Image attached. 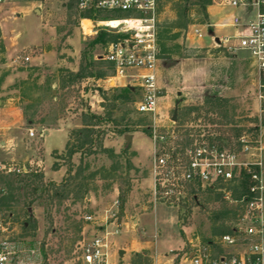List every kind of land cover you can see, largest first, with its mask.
Returning a JSON list of instances; mask_svg holds the SVG:
<instances>
[{
	"label": "rangeland",
	"instance_id": "rangeland-1",
	"mask_svg": "<svg viewBox=\"0 0 264 264\" xmlns=\"http://www.w3.org/2000/svg\"><path fill=\"white\" fill-rule=\"evenodd\" d=\"M72 1L38 0L37 12L31 7V0H0L3 32L15 29L20 33L12 49L4 40L0 42V98L6 101L0 108V161L26 170L29 167L39 170L47 187L66 181L73 198L66 202L62 212H53L54 226L49 231L52 226L46 216L48 211L39 204L45 200V194L29 195L16 182L15 186L21 189H13L9 185L17 179L14 173L0 175V237L16 245V255L7 264H83L82 245L106 232L111 260L115 262L150 264L157 250L160 255L169 252V257H174L172 264H187L183 260H188L212 239L217 225L209 222L205 209L194 207L188 212L180 210L178 205L155 200L151 116L139 113L136 103L115 102L112 112L119 126L111 123L100 126L104 132L101 141L83 148H88L89 153L82 155L83 150H79L72 157L67 153L66 148L76 140L69 137L82 127L81 114L87 107L102 112L114 102L112 98L117 92L111 88L135 87L128 78L124 83L115 81L114 73L110 75L109 71L105 79H69L70 72H77L81 63L92 62L95 69L109 66L104 60L109 42L91 44L101 30H109L103 22L114 20L111 12H102L97 19L72 14ZM256 13V8L249 11L228 5L225 0H159L160 57L175 49L193 58L158 63L161 130L176 131L179 125L173 120L174 113L177 118L186 107L218 99L221 106L213 113L207 105L199 112L187 109L192 118L201 114L188 128L201 127L214 136L215 132L234 127L236 133L242 132L255 140L253 128L258 127V146H263L264 159V109L260 106L256 61L246 50L228 51L214 41L215 37H221L222 41L228 38L225 47H238L237 36L247 32V24ZM235 18H239L238 25L234 24ZM83 19L95 21L93 31L90 27L94 23L87 25L88 21ZM210 29L214 32L210 33ZM196 30L202 32L201 37ZM32 42L42 44L28 48L27 55L44 53L45 56L14 62L16 57L26 54L21 47ZM220 49L221 55L230 58L215 59V50ZM193 74L195 77H190ZM186 84L183 92L187 100L182 99L175 109L179 89ZM199 87L203 91L207 89L204 99L190 91ZM104 96L108 99L104 100ZM135 98L136 102L140 100V90ZM165 104L168 107H161ZM127 123H131L128 126L133 130L129 133L133 135L132 143H127L125 134L114 132ZM30 130L34 132L32 137ZM10 195L14 197L12 204L2 206ZM180 214L184 222L180 221ZM87 216L92 219L88 220ZM238 237L242 238L241 232ZM214 239L219 243V248H212L214 256L226 252L237 254L247 247L243 241L227 246L219 242L218 236ZM120 249L126 252L123 256ZM144 251L148 253L145 257Z\"/></svg>",
	"mask_w": 264,
	"mask_h": 264
},
{
	"label": "built area",
	"instance_id": "built-area-1",
	"mask_svg": "<svg viewBox=\"0 0 264 264\" xmlns=\"http://www.w3.org/2000/svg\"><path fill=\"white\" fill-rule=\"evenodd\" d=\"M228 5L245 7L249 11L256 8V16L247 24V32L238 35L239 46H228L246 50L255 59L259 79L260 106L264 109V0H225ZM94 5L107 11L123 15L117 25L105 21L109 32L122 34L117 41L109 42L104 60L113 67L114 78H128L141 91L136 102L139 113L152 118L150 125L153 141V195L155 200L174 204L187 192L188 185L216 186L229 184L241 173L250 176L251 183L247 191L238 200L242 204L240 221L243 224L242 240L238 236L225 234L219 242L233 246L243 241L247 245L237 254H212L211 244L194 251L191 264H264V159L263 146L249 136L240 138L237 149L220 148L208 140L204 133L191 137V142L182 143V137L174 130H161L158 123L159 99L162 95L157 83V64L159 60L158 44V8L159 0H79V7L86 9ZM90 29L96 27L95 21ZM234 24H239L235 18ZM89 28V27H88ZM82 29L85 31L84 24ZM198 36L201 32L196 30ZM223 42L226 44L228 38ZM28 62V56H18L14 62ZM129 70L137 71L136 73ZM34 136L33 130L29 131ZM14 163L0 161V174L22 173ZM232 201L230 194L225 196ZM88 220L92 216L86 217ZM0 223V227H1ZM16 245L9 239L0 237V264H7L16 255ZM83 264H130L126 261L111 260V245L108 232L98 234L81 247Z\"/></svg>",
	"mask_w": 264,
	"mask_h": 264
},
{
	"label": "trees",
	"instance_id": "trees-1",
	"mask_svg": "<svg viewBox=\"0 0 264 264\" xmlns=\"http://www.w3.org/2000/svg\"><path fill=\"white\" fill-rule=\"evenodd\" d=\"M73 3H71L70 10L72 11V14H78L79 17H94L97 19V17L102 12H111L113 19H118L120 17H123V15L119 12L115 11H107L103 10L101 8H97L94 5H92L89 8L86 9H80L79 8V0H73ZM76 4L77 7L76 8ZM77 9V10H76ZM80 12L78 13V11ZM122 34H117L113 32H109L106 30H101L97 37L93 40V46L94 44H101L105 42H113L117 41L120 38H122ZM87 52L83 53V56H86ZM159 55H160V44H159ZM109 64V63H108ZM95 65L92 62L89 63H81L79 69L77 72H70L68 76L71 81L76 80V78H95V79H105L110 75L113 74V67L109 64L108 67L104 68H96ZM109 71V72H108ZM113 91L117 92L113 95L112 100L114 101L113 104L109 107H104V110L102 112H97L96 110H91L90 107H87L84 112L81 114V125L82 127L79 128L76 131V135H70L69 139L76 138L74 144L72 146H68L66 148L67 153L69 156H73L76 152L79 150L82 151V155H85L89 153V149L84 147H91L95 143H98L101 141V135L104 134L103 130H100L99 127L102 125H106L107 123H111L112 125L119 126V123L116 121V119L113 116V110L116 107L115 102L122 101L123 103H136L135 94L136 91H139V88L137 87H130L125 86L121 88H111ZM136 90V91H135ZM105 94V93H104ZM104 100H107L106 96L103 97ZM219 101L218 99L216 101H206L205 105L208 107H212L209 109L210 112H215L217 108H219L221 105L217 103ZM218 104V105H217ZM204 104L199 106H190L189 108H185L180 114V116H177L176 123L179 125L176 128L177 133H180L179 135L182 137L181 141L182 143H190L191 137L200 135L204 133L208 140L212 143L217 144L220 148H229V149H239L241 146L240 138L243 136L240 132L236 133L235 128H226V130L223 129V131L219 134L218 132L213 133L214 136L207 134L208 132H205V129L200 128H188V125L191 122H195L198 119L201 118V114H198L195 118H192L190 115H188V112L186 110L188 109L191 112H199V110H202L203 108L207 107ZM103 106V105H102ZM223 106V105H222ZM263 119H262V125H264V112H263ZM227 123V122H226ZM129 124L127 123V126H125L121 130H114V132H120L123 134H129L133 130L129 128ZM194 129V130H192ZM229 129V130H228ZM238 131V130H237ZM254 139H258V127L253 128ZM235 132V133H234ZM129 147V145L127 146ZM88 149V150H87ZM91 152V151H90ZM5 175V174H0ZM14 175L17 177V179L14 182L19 183L21 188H24L27 193L32 194H45L44 199L40 200L39 204L42 205L45 209V211H48V214L46 216L49 218V221L51 223V226L49 231L52 230L54 226L53 221V212H57L58 214L62 212L65 204L70 199H73L71 197L72 190L67 189V182H63V184L57 186L52 185V187H47L45 184H43V175L39 170L28 168L26 172L22 173H14ZM10 183L9 186H12L13 189H21L17 188L15 186V183ZM251 183L250 176L246 173H241V175L234 181H232L229 184H223L216 185L214 187L212 186H206L201 187V185L194 184V185H188V190L185 193L183 197L180 198V200L175 205L179 206V209L184 211L190 212L192 208L194 207H200L201 210L205 209L207 212V217L209 222L212 224L217 225V228L212 233V239L209 238L208 244H211V247L219 248V243L214 238H221L225 234H230L234 236H239L240 232L242 235L243 230V224L240 221V211L242 209V204L238 202L240 197L247 191L249 185ZM50 191L53 193L50 194ZM227 194H230V197L232 201L228 200L225 196ZM14 201V197L10 195L6 202H3L2 206H10L12 202ZM204 211V210H203ZM180 221L184 222V218L182 215H179ZM65 221H68L67 219H64ZM61 223V222H60ZM58 224L59 226H62V224ZM36 227V224H34ZM238 229L240 232H238ZM43 246H47V242H43ZM81 251V250H80ZM81 254V253H80ZM45 257H47V254L45 253ZM135 264V262H133Z\"/></svg>",
	"mask_w": 264,
	"mask_h": 264
},
{
	"label": "crops",
	"instance_id": "crops-1",
	"mask_svg": "<svg viewBox=\"0 0 264 264\" xmlns=\"http://www.w3.org/2000/svg\"><path fill=\"white\" fill-rule=\"evenodd\" d=\"M37 1L38 0H31V2H32V5H31V7L34 9V10H36L37 12H38V4H37ZM252 11V10H251ZM208 17L210 18V16H209V13H208ZM3 20V19H2ZM235 20V19H234ZM210 25H211V20H210V24H209V27H210ZM0 29H1V37H0V42H1V40H4L5 42H6V44L8 45V47H9V49H12L14 46H16L17 45V43H16V39H18L19 38V36H20V33H18V31H16L15 29H12L11 31H10V33H4L3 32V30H2V23H1V25H0ZM210 33H213L214 31L212 30V29H210V31H209ZM9 35H11V36H9ZM198 35V34H197ZM201 36H202V32H201ZM201 36H199V37H201ZM224 40V39H223ZM215 43L217 44V46H219V47H224V48H226L228 51H231L230 49H228L227 47H225V45L227 44H225L222 40H221V37H215ZM39 44H42V43H37V42H32V43H28V44H26L25 46H22L21 47V49L20 50H22V51H24L25 53H26V50L28 49V48H30L31 46H33V45H39ZM191 47H193L192 45H191ZM199 49H204L203 47H198ZM217 49V48H216ZM168 51V50H167ZM181 50H175V49H173V51L171 52V50L169 51L170 53H168L167 52V54H163V56H162V58L160 57V55H159V60H158V63L159 62H162V63H165L166 61L168 62V60H173V59H183V60H187V59H193V58H188V57H185V56H183V54H181V52H180ZM215 52H216V58L215 59H217V60H219V61H223L224 59L226 60V59H229L230 58V56H227V55H221L222 54V51H221V49L220 50H215ZM44 53H39V55H33V56H28L27 55V53L26 54H24V56H28L29 57V59H30V61H32L31 59H33V57L35 56L36 58H38L39 59V57H42V56H45V55H43ZM252 57V56H251ZM14 58V57H13ZM253 58V57H252ZM33 64H35V63H33ZM35 65H39L38 63L37 64H35ZM157 70H159V66H158V64H157ZM206 75H210L211 76V73H205ZM217 76V75H216ZM190 77H195V75L193 74V75H191ZM207 77V76H206ZM157 80H158V83H159V76H158V73H157ZM115 81H118V82H122V83H124L125 82V79L124 78H116V80ZM185 83H187L186 81H185ZM187 86V84L186 85H184V86H182L180 89H179V92H178V95H177V97H176V106H175V109H177V107H178V102H180L182 99H183V101H185V100H187V99H185L186 97H187V94L185 93V92H183V91H185V89L187 88L186 87ZM217 89H220L221 87H216ZM184 89V90H183ZM203 89V87H199V88H195V90L194 89H190V91L192 92V94L194 95V96H198L199 98H202V99H204L205 97H206V93H207V89H205V91H203L202 90ZM221 91H223L222 90V88H221ZM220 91V92H221ZM181 93V94H180ZM181 103V102H180ZM6 104V101H5V99L4 98H0V108L1 107H3L4 105ZM164 106H167L168 107V105L167 104H165V105H161V107H164ZM56 130H63V129H59V128H57ZM132 136V140H131V142L130 143H132V141H133V135H131ZM153 177V176H152ZM157 236H158V234L156 233L155 234V239L157 238ZM121 250H123L124 251V253H123V255L126 253L125 252V250L124 249H120V251ZM120 251H119V253H120ZM133 251H136V252H138L139 250H137V249H133ZM170 251L172 252V248L170 249ZM239 251H241L242 252V250H239ZM169 252H165V253H163L162 255H160L159 253H158V251L156 250L155 251V255H154V258H152V262H150V264H172L173 263V261H174V257H169V254H168ZM227 253H230V252H227ZM142 254L144 255V257L146 256V255H148V253H147V251H144V252H142ZM122 255V256H123ZM190 258L191 257H189L188 258V260L186 259V260H183L184 262L186 261H188L187 262V264H191V260H190ZM115 262V261H114Z\"/></svg>",
	"mask_w": 264,
	"mask_h": 264
},
{
	"label": "water",
	"instance_id": "water-1",
	"mask_svg": "<svg viewBox=\"0 0 264 264\" xmlns=\"http://www.w3.org/2000/svg\"><path fill=\"white\" fill-rule=\"evenodd\" d=\"M173 120H176V113H174ZM125 140L127 141V143H130L131 140H132V136H131V134H126V135H125ZM123 253H124V251L121 250V251H120V255L122 256ZM192 255H193V254H191V256H192Z\"/></svg>",
	"mask_w": 264,
	"mask_h": 264
},
{
	"label": "bare ground",
	"instance_id": "bare-ground-1",
	"mask_svg": "<svg viewBox=\"0 0 264 264\" xmlns=\"http://www.w3.org/2000/svg\"><path fill=\"white\" fill-rule=\"evenodd\" d=\"M88 20H85V22H87ZM88 24L87 25H89V24H91V22H87ZM119 22L117 21V20H110V24H112V25H117ZM87 25H85V26H87Z\"/></svg>",
	"mask_w": 264,
	"mask_h": 264
}]
</instances>
